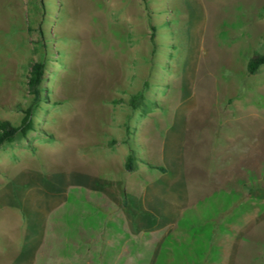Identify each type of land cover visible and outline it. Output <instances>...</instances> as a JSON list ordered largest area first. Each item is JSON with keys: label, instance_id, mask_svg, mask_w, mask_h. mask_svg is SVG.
Returning <instances> with one entry per match:
<instances>
[{"label": "rangeland", "instance_id": "374dc122", "mask_svg": "<svg viewBox=\"0 0 264 264\" xmlns=\"http://www.w3.org/2000/svg\"><path fill=\"white\" fill-rule=\"evenodd\" d=\"M146 1L0 0V121L19 124L17 109L32 103L35 61L62 104L36 112L57 142L42 130L0 150V264H264V64L247 72L264 55V0ZM153 49L173 65L158 75L177 74L158 95L165 109L135 119L137 136L175 176L136 195L157 214L149 226L116 189L85 187L83 176L105 168L97 138L124 118L120 91L141 88L131 78L144 77ZM15 213L22 224L7 222Z\"/></svg>", "mask_w": 264, "mask_h": 264}, {"label": "trees", "instance_id": "16d2710c", "mask_svg": "<svg viewBox=\"0 0 264 264\" xmlns=\"http://www.w3.org/2000/svg\"><path fill=\"white\" fill-rule=\"evenodd\" d=\"M146 2L147 1L144 0L145 6H148ZM50 5L53 6L55 10H57L55 3H50ZM149 24L152 31L151 40L149 41L151 46L154 48V37L155 34L159 32V29L152 25L151 22H149ZM162 30H164V35L169 37L172 36L173 39L169 45L165 46V49L168 51L170 50V52L174 51L175 47H173V44L175 43V40L173 38V34L168 33L170 31L172 32V30ZM158 56L160 55L155 52V49H153L149 58H144V66L147 70V72L143 74L144 77L140 78L139 76H134L133 79L131 78L132 81L141 80V88L133 94L120 91V93L123 95H129L128 102L125 104V109H127V112L125 113L124 118L117 126H109L108 129L112 127L115 128L111 135L107 131V135H104V138H97L101 142L99 148H102L105 151L107 149H112V151L116 150V147L119 145L126 149L127 153L124 158L123 167L121 169L122 176L127 173L137 172L141 166H146L150 169H155L163 173L167 171L165 167L155 164L151 160L145 143H143L141 140H138L137 135L139 133L140 126L136 125L135 123V119L138 118L139 114L143 117H148L154 110L165 109L166 104L160 99V97H158V95H160L161 91H165L167 89L169 90L172 87L168 81L173 74L176 75L177 73L173 72L172 75L166 77H164L162 74L158 75V73L161 72L169 73L167 68L171 71V67H173L171 59H168L166 62H157ZM262 64H264V55L251 58L247 65V72L249 74H255ZM48 70L49 69L45 61H35L31 63L29 74L27 76V88L29 94L33 96L32 103L26 109L20 107L17 109V111L23 115L19 124H14L7 119L0 121V150H6L12 146L15 147V144L19 141L29 143L31 141L32 134H39L42 130L48 135L39 136V139H44L46 142L51 140H55L57 142L55 137L46 129V127L38 128L35 125L36 122L40 121L39 117L36 116L38 108L41 106H50L56 109L62 107L61 103H53L54 101L52 98L54 96V91L47 90L46 88L45 82L47 81L46 75L48 74ZM156 77H158L157 79L161 80V82L158 84L155 83ZM163 81H166L167 83ZM114 118L115 117L112 119ZM105 128H103V130H105ZM31 154H37V151H32ZM128 196L129 194H126L123 199V206L126 208H129L130 203ZM132 213L133 211H131V216L133 217L134 214ZM150 217L153 224L154 217ZM152 224L149 226H152Z\"/></svg>", "mask_w": 264, "mask_h": 264}, {"label": "crops", "instance_id": "0c3cea01", "mask_svg": "<svg viewBox=\"0 0 264 264\" xmlns=\"http://www.w3.org/2000/svg\"><path fill=\"white\" fill-rule=\"evenodd\" d=\"M167 139L168 138L166 136V141L168 143ZM126 153H127L126 149H124L120 145L117 146L116 150H113V151L112 149H107L105 151V156H107L108 158H107V164L105 168L104 167L99 168V170H97L95 173H91V174L85 173L83 176V185L85 187L95 188V189H97V187H100V191L103 193L106 192L108 188H112V189L114 188L122 196L123 199H124V196H126V194H129L128 196L129 197L128 199L130 202L129 208L134 213V209L136 210L137 207H142V211L144 213V215L140 217L134 214L136 217V221L139 223H143L145 225H151L152 222H151L150 216H152L153 214L155 215L157 214L152 212L151 210H148L149 207H146L145 205L143 206L139 205L138 201L136 200V195H140L141 193H144V192L149 194L156 190L158 191V190L167 188L169 185V181L168 182L166 181L164 183L163 179L167 173H170L172 176H175V170L171 167L173 169V171L171 172L170 170L167 169V167L169 166H163L167 169L165 173L160 172L158 170H156L157 172H154L152 171V169L146 166H141L137 172L124 174L121 178L119 177V173H121V169L123 167V162H124ZM148 154L151 158V155L149 152ZM151 160L153 161L152 158ZM142 167L146 171L145 178L144 180L137 182L135 179V175L137 173H144L142 171ZM26 174L27 176H30L27 172ZM104 174L105 176H110V174L114 175L113 181L102 180L101 177H103ZM157 174H161L162 177L158 178L159 176H157ZM70 179L72 180V185H75L76 184L75 176L70 175ZM24 185L27 186L28 184L25 183ZM173 185H175V183H173ZM27 203H28V200L26 198H22L19 200V204L23 208L27 207ZM11 216L12 218H10V221H7L8 223H11L12 225L22 224V217L19 213H15L14 216L12 214Z\"/></svg>", "mask_w": 264, "mask_h": 264}]
</instances>
